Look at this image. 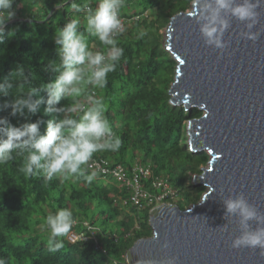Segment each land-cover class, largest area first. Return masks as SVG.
I'll use <instances>...</instances> for the list:
<instances>
[{"label":"trees","instance_id":"obj_1","mask_svg":"<svg viewBox=\"0 0 264 264\" xmlns=\"http://www.w3.org/2000/svg\"><path fill=\"white\" fill-rule=\"evenodd\" d=\"M77 4L85 0H75ZM71 3V0H68ZM92 7L96 0H88ZM192 0H124L120 18L123 32L117 37L124 54L115 71L108 74L103 89H87L85 94L102 98L105 115L113 132L122 141L117 151H102L92 159H106L111 167L122 165L127 176L132 168L142 166L150 171L142 178V189L155 197L160 189L153 180L167 182L175 192L164 201L141 200L132 203L133 190L113 177L97 173L91 183L74 177L61 182L46 180L42 174L31 177L19 171L23 156L0 165V258L7 264H127L126 253L140 239L152 236L151 211L159 204H174L181 210L197 204L206 188L194 184L191 177L200 175L209 161L205 151L191 152L186 144V125L201 112L172 105L169 94L174 81L176 62L164 48V35L170 19L188 10ZM64 0H14L15 16L5 25V31L18 28L15 37L0 44V82L10 78L16 65L25 68L33 87L55 79L52 71L57 60L53 43L54 31L71 18L79 16L83 28V13H76ZM92 51H107L95 38H89ZM26 91L17 89V92ZM45 98L40 92L33 99ZM78 99H83L80 97ZM12 96L0 97V106L10 104ZM71 100H61L57 107ZM45 105L35 115L25 112L27 120L9 115L10 108H0V117H7L14 126L47 121ZM45 125H41L43 132ZM91 172L86 171V175ZM107 182L100 183L101 179ZM72 211L75 223L66 235L59 237L63 247L48 250L49 232L45 218L58 209ZM87 222L93 229L84 227ZM71 233L86 239L70 242Z\"/></svg>","mask_w":264,"mask_h":264},{"label":"water","instance_id":"obj_2","mask_svg":"<svg viewBox=\"0 0 264 264\" xmlns=\"http://www.w3.org/2000/svg\"><path fill=\"white\" fill-rule=\"evenodd\" d=\"M190 11L192 3L189 11L170 19L164 48L176 62L170 103L201 112L187 122L186 133L193 148L209 154L206 168L195 176L196 184L206 190L197 204L184 210L166 203L153 208L150 222L157 239L138 240L125 260L127 264H161L168 258H175V264H264L259 249L231 247L240 235L239 225L234 217L224 219L222 204L242 194L264 214V0H259L258 23L251 30L259 32L257 40L242 38L244 24L229 18L222 52L204 44ZM164 243L166 249L161 247Z\"/></svg>","mask_w":264,"mask_h":264},{"label":"clouds","instance_id":"obj_3","mask_svg":"<svg viewBox=\"0 0 264 264\" xmlns=\"http://www.w3.org/2000/svg\"><path fill=\"white\" fill-rule=\"evenodd\" d=\"M13 4L14 0H0V44L15 37L18 31V28L7 31L4 28L15 16ZM64 4L76 13H83L84 23L82 28L81 18L77 16L55 29L53 43L58 64L57 60L50 62L54 65L55 79L38 88L33 87L29 76L25 75V68L16 65L10 78L0 82V97H13L10 104L0 106L10 108V116L27 120L26 111L35 115L44 104V115L52 118L14 126L7 117H0V165L14 160L15 154L24 157L19 171L26 176L39 173L46 180L55 177L61 182L82 176L91 183L97 173H85L94 154L117 151L122 143L105 115L102 98L85 92L87 89H103L108 82V74L115 71L124 54L117 40L124 30L119 18L124 0H96L95 7L87 2L77 4L75 0L70 4L64 0ZM64 4L58 6L63 7ZM258 7L259 0H192V11L188 15L195 16L204 44L222 52L227 46L223 36L230 27L229 18L244 24L246 31L240 33L242 38L257 40L259 32L251 30L258 23ZM89 38L98 40L107 51H92ZM25 88L26 91L17 92V89ZM40 92L45 93L46 99H33ZM80 97L83 99H78ZM61 100H71L72 103L57 107ZM42 124L45 125L43 132ZM222 204L224 219L234 217L239 225L240 235L232 240L231 247L259 249L264 257V214L250 205L242 194L224 199ZM250 222L256 224L254 229ZM74 223L73 213L67 208L47 215L45 226L49 232L47 243L50 252L63 247L62 240L58 238L69 233ZM157 236L154 233L152 240ZM161 247L166 249L168 244ZM0 264H7V261L0 258ZM161 264H175V258H168Z\"/></svg>","mask_w":264,"mask_h":264},{"label":"built area","instance_id":"obj_4","mask_svg":"<svg viewBox=\"0 0 264 264\" xmlns=\"http://www.w3.org/2000/svg\"><path fill=\"white\" fill-rule=\"evenodd\" d=\"M120 18V17H119ZM122 25H124V20L120 18ZM90 172L95 171L96 173L108 177H113L117 182L129 186L133 193L131 195L132 203L136 206H141V200L147 199L148 203L151 204L154 200L164 201L168 196L174 197L175 192L168 186L167 182L164 180L155 179L152 185L157 189H160V194L158 196H151L142 189V178H147L150 175V171L142 166H135L132 168L131 176L128 177L126 170L122 165H116L111 167L110 163L104 159H92L87 167ZM161 204H164L163 202ZM160 205V204H159ZM84 227L91 231L93 228L87 223H84ZM86 237L83 234L71 233L68 236L70 242L85 240Z\"/></svg>","mask_w":264,"mask_h":264},{"label":"rangeland","instance_id":"obj_5","mask_svg":"<svg viewBox=\"0 0 264 264\" xmlns=\"http://www.w3.org/2000/svg\"><path fill=\"white\" fill-rule=\"evenodd\" d=\"M87 1H88V0H85V2H87ZM189 10H190V6H189V8H188L187 11H189ZM162 33H163V35H164V33H165V29L162 30ZM172 90H173V89H171L170 92H172ZM202 151H205V150L202 149ZM205 152H206V151H205ZM204 168H206V166H204V167L202 168V170H203ZM202 172H203V171H202ZM195 176H199V175H194V176H192V177H191V180H192V182L196 185V181H195V180H196L197 178H196ZM102 182H103V183H104V182H107V179H106V178L101 179V180H100V183H102ZM197 184H198V183H197ZM198 185H199V184H198ZM188 207H189V206H188ZM188 207H186V208H188Z\"/></svg>","mask_w":264,"mask_h":264}]
</instances>
